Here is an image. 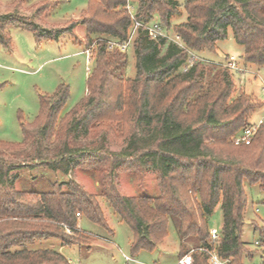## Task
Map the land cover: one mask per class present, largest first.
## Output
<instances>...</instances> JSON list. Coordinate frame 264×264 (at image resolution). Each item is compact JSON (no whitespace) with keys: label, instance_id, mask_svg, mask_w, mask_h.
Returning <instances> with one entry per match:
<instances>
[{"label":"trees","instance_id":"trees-1","mask_svg":"<svg viewBox=\"0 0 264 264\" xmlns=\"http://www.w3.org/2000/svg\"><path fill=\"white\" fill-rule=\"evenodd\" d=\"M52 5L38 2L36 14ZM129 5L137 19L157 20L183 43L182 47L164 37L152 39L140 28L129 47L135 52L133 77L126 73L129 49L108 47L112 39L129 37L133 28ZM183 6L187 19L175 25L171 17L180 14L177 0H88L79 19L57 28L43 27L22 14H0V45L6 48L12 46L8 25L33 32L41 42L57 41L66 33L74 36L81 23L86 34L77 43L91 50L94 64L86 97L69 113L62 114L70 91L61 84L53 95L40 96L41 110L34 121L21 123V142L0 141V153L17 156L33 149L22 160L0 157V264H71L58 249L27 247L39 239L55 238L61 246L77 244L90 252L83 240L91 236L78 229V213L114 234L97 196L105 198L129 226L132 254L156 249L168 236L172 221L181 240L195 244L188 250L181 245L178 260L193 250L192 264H212L201 248L215 251L226 264H244V254L252 255L242 240L244 182L264 186V122L250 144L236 145L232 138L252 123V113L264 101L246 92L236 94L231 69L222 65L198 60L187 71L183 67L189 51H216L229 28L244 46V60L264 65V0H184ZM129 124L132 130L124 135L122 150H109L107 135L114 127L123 131ZM91 131L102 134L100 145H71L66 139L87 138ZM41 149L53 153L44 155ZM26 163L65 176L77 167L90 169L89 164L105 166L109 172L97 195L73 178L49 180L40 189H18L12 172ZM146 169L157 174L158 195L120 193L115 173ZM218 205L223 222L214 239L208 218ZM64 225L73 232L67 233Z\"/></svg>","mask_w":264,"mask_h":264},{"label":"rangeland","instance_id":"rangeland-1","mask_svg":"<svg viewBox=\"0 0 264 264\" xmlns=\"http://www.w3.org/2000/svg\"><path fill=\"white\" fill-rule=\"evenodd\" d=\"M45 0H0V14L25 15L33 17L35 22L46 28L67 26L73 19H79L88 5V0H46L52 1V7L42 15L36 14V4ZM179 15L171 17L172 25L187 19L184 0H177ZM132 7V6H131ZM168 29V28H167ZM5 30L12 41L10 48L0 45V141L21 142L23 132L22 122H32L41 110V95H53L59 85L69 87L70 97L62 108L63 116L77 106L87 94V79L93 62H88V54L83 44L77 43L85 38V27L79 23L74 28V36L63 34L59 40H42L37 42L33 32L8 25ZM170 30V29H168ZM171 33V32H170ZM198 60L211 66H220L226 62L229 55L238 57L240 70H231L236 94L246 92L252 94L256 101L262 99L261 86L264 85V65L248 63L244 60V46L236 41L233 30L228 29V36L217 43L214 52L202 50L196 52ZM128 64L126 73L134 76L136 73L134 47L128 50ZM217 64V65H215ZM90 69V70H89ZM264 101V100H263ZM264 116V106L256 109L251 115V122H257ZM132 124L125 126L123 131L116 128L107 135L105 144L109 150H122L123 137L132 130ZM64 136V129L61 131ZM71 145L97 146L102 143V134L91 131L87 138L81 137L77 141L71 136L66 138ZM46 143V142H45ZM52 148V147H50ZM44 155H51L52 150L41 149ZM33 153V149L18 154L11 151L0 153L6 159H23L24 155ZM96 164L95 161H93ZM101 165V164H100ZM86 166V165H85ZM72 170L67 176L59 171L53 172L45 166H30L28 163L12 172L17 176L18 189H40L49 185V180L75 179L84 189L94 195L98 194L102 179L107 176L108 168L88 165ZM94 171L95 174H91ZM43 174V175H42ZM114 182L120 193L127 196L141 194L158 195L160 193L157 174L151 169L124 171L115 173ZM43 186V187H42ZM247 195V206L244 213L242 240L246 248L253 252L251 256L244 254V264H264V186L260 183L244 182ZM105 218L114 229L112 236L100 226L91 222L83 214L79 216V228L87 232L91 238L83 240L84 246H91L88 252L79 245L61 246L58 239H39L29 244L31 249L55 248L61 251L69 260L79 264H126L125 255L134 258L137 263L132 264H177L180 246L184 250L194 247L191 240H181L172 221L169 222V234L158 244L157 248L142 250L132 254L130 250L131 230L120 221V217L113 212L111 205L105 198L97 196ZM222 210L218 205L208 218L210 229L218 231L222 228ZM70 234V233H69Z\"/></svg>","mask_w":264,"mask_h":264},{"label":"built area","instance_id":"built-area-1","mask_svg":"<svg viewBox=\"0 0 264 264\" xmlns=\"http://www.w3.org/2000/svg\"><path fill=\"white\" fill-rule=\"evenodd\" d=\"M128 9L130 10L132 20H133V28L131 29V32L129 34V37L124 41H119L116 39H112L108 41V47L109 49H120L122 51H126L133 45L134 40L136 39L139 29L144 28L146 29L148 35L152 39H156L158 37H164L171 41H174L179 46L183 47V43L181 42V38L176 33H170L166 28H164L157 20H152L149 23H144L143 21L137 19L135 17V11L134 8L130 5L128 6ZM85 52L88 54V62H91V50L87 49ZM190 56L186 63V65L183 67V71H187L193 64L198 61L200 58L194 51H189ZM224 67L229 68L231 70H240L239 66V60L238 57L235 55H229L226 59V62L222 63ZM90 70V69H89ZM261 92H262V100H264V85L261 86ZM264 122V116L263 118L259 119L257 122L251 123L245 128H243L237 135L233 136L232 140L236 145L240 144H250L252 141L253 136L256 133V130L258 126ZM79 215V213H78ZM67 233H72V229L68 227L67 225H64ZM81 230L80 228H78ZM212 238L216 239L219 236V231L215 228L211 229ZM202 250H206L208 254L210 255V262L212 264H226V261L222 260L213 250H208L205 248H201ZM191 250L189 253H187L185 256H183L181 259L178 260L177 264H192V256H191ZM125 260L127 261L126 264H132V262L137 263L134 258L130 257L129 255H125ZM71 264H79L77 261L69 260Z\"/></svg>","mask_w":264,"mask_h":264}]
</instances>
